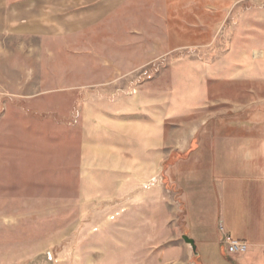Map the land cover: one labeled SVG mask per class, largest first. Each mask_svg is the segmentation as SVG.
<instances>
[{
	"label": "rangeland",
	"instance_id": "obj_1",
	"mask_svg": "<svg viewBox=\"0 0 264 264\" xmlns=\"http://www.w3.org/2000/svg\"><path fill=\"white\" fill-rule=\"evenodd\" d=\"M125 1L0 33V264H264L213 172L264 128V0Z\"/></svg>",
	"mask_w": 264,
	"mask_h": 264
},
{
	"label": "crops",
	"instance_id": "obj_2",
	"mask_svg": "<svg viewBox=\"0 0 264 264\" xmlns=\"http://www.w3.org/2000/svg\"><path fill=\"white\" fill-rule=\"evenodd\" d=\"M102 1L104 0H0V33L39 34L41 30H47L49 34H55L67 29L65 25L70 31L86 29L89 25L100 22V9L104 5ZM113 2L115 8L126 3L125 0ZM59 10L61 13L64 10L68 16L62 17L64 20L60 19L58 22L56 15ZM74 25L76 28H70ZM256 132L258 133L242 134L238 144L224 150L225 156H222L223 150L215 147L213 153L215 159L218 158V163L213 164V172L215 192L218 193L222 186H227L233 207H238H235L234 202L240 201L243 205L242 212H237V216H240L238 225L228 226L238 228L246 240L243 241L247 245L246 250L235 255L245 256L252 246L250 255L244 259L250 261L248 259L253 258L258 263H264V258L263 261H258L259 256L264 257V128ZM195 143L194 138L189 152L196 147ZM220 159L225 161L219 163ZM219 220L223 224L226 221L220 214ZM224 231L230 234L228 229L224 228ZM194 240L196 242V239ZM224 253L227 254L225 250Z\"/></svg>",
	"mask_w": 264,
	"mask_h": 264
},
{
	"label": "built area",
	"instance_id": "obj_3",
	"mask_svg": "<svg viewBox=\"0 0 264 264\" xmlns=\"http://www.w3.org/2000/svg\"><path fill=\"white\" fill-rule=\"evenodd\" d=\"M223 230V236H222V245L224 247L225 252L228 255H235V254H241L246 250V243L234 238L231 234Z\"/></svg>",
	"mask_w": 264,
	"mask_h": 264
},
{
	"label": "water",
	"instance_id": "obj_4",
	"mask_svg": "<svg viewBox=\"0 0 264 264\" xmlns=\"http://www.w3.org/2000/svg\"><path fill=\"white\" fill-rule=\"evenodd\" d=\"M182 238L184 239V241L191 246L193 252H194V255L195 256H198L199 255V252L197 251V244L195 242V240L191 237H189L188 235H183Z\"/></svg>",
	"mask_w": 264,
	"mask_h": 264
}]
</instances>
